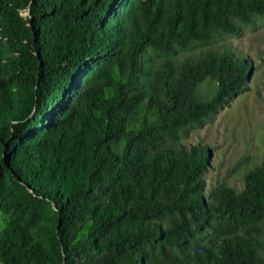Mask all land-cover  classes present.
<instances>
[{
	"label": "trees",
	"instance_id": "trees-1",
	"mask_svg": "<svg viewBox=\"0 0 264 264\" xmlns=\"http://www.w3.org/2000/svg\"><path fill=\"white\" fill-rule=\"evenodd\" d=\"M255 16L264 0H0V264H264V166L206 194L209 148L182 144L251 66L154 57Z\"/></svg>",
	"mask_w": 264,
	"mask_h": 264
},
{
	"label": "rangeland",
	"instance_id": "rangeland-1",
	"mask_svg": "<svg viewBox=\"0 0 264 264\" xmlns=\"http://www.w3.org/2000/svg\"><path fill=\"white\" fill-rule=\"evenodd\" d=\"M237 24V34L217 33L208 43H196L167 57L154 56L157 65L166 60L180 65L209 51H229L251 66L242 91L182 137L183 145L209 148L206 194L223 187L240 193L245 189L247 175L264 166V16L253 17L250 24ZM9 219L8 214L0 211V232Z\"/></svg>",
	"mask_w": 264,
	"mask_h": 264
}]
</instances>
